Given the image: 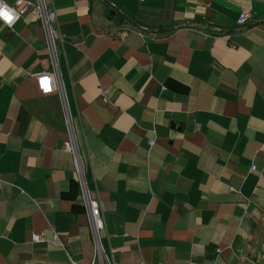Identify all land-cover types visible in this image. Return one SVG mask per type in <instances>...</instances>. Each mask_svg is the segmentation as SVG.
<instances>
[{"label":"crops","instance_id":"1","mask_svg":"<svg viewBox=\"0 0 264 264\" xmlns=\"http://www.w3.org/2000/svg\"><path fill=\"white\" fill-rule=\"evenodd\" d=\"M46 1L113 261L264 264V0ZM52 70L33 13L0 22V264L93 253Z\"/></svg>","mask_w":264,"mask_h":264},{"label":"built area","instance_id":"2","mask_svg":"<svg viewBox=\"0 0 264 264\" xmlns=\"http://www.w3.org/2000/svg\"><path fill=\"white\" fill-rule=\"evenodd\" d=\"M0 2L6 4L2 0H0ZM6 5L9 8L15 10L18 15V19L25 16L27 13H33L36 19L38 20L44 34V45L46 51L49 54L53 70L49 73L41 72L39 74H35L33 77L35 79L36 87L40 94L47 95L51 93H57L61 101L63 120L67 130V138L63 142V150L73 156L74 173L81 193L84 212L93 244V253L88 264H116L113 261L112 257L113 250H106L102 245L101 238L103 232L105 231V224L102 214V205L99 201L97 194L93 193L88 186V182L85 175V168L79 154L78 140L65 101L62 80L57 68L56 41H62V36L60 33L59 22L56 18V11L53 6V3L51 1L46 0H35V2H32L31 0H20V2L18 3L17 0H14L12 5ZM250 19L251 15L249 10L243 9L237 15L235 22L237 26L242 27L246 25ZM0 22L5 26H9L2 19H0ZM137 28L139 35L142 36L141 30L143 28L140 26H137ZM215 30L217 32H220V29L218 28H215ZM106 101V98L103 97V102ZM151 143L152 142H150V144ZM250 169L251 171H254L255 166L252 165ZM229 190L235 191V188L230 187ZM40 241V234L33 232L31 234V242L38 243ZM50 242L59 247H65V244L58 239L55 232H52ZM217 252H220V249H218ZM67 264L79 263L68 258Z\"/></svg>","mask_w":264,"mask_h":264},{"label":"clouds","instance_id":"3","mask_svg":"<svg viewBox=\"0 0 264 264\" xmlns=\"http://www.w3.org/2000/svg\"><path fill=\"white\" fill-rule=\"evenodd\" d=\"M17 2L19 3L20 0H17ZM0 19L11 26L14 21L18 19V15L14 9H11L6 4L0 2Z\"/></svg>","mask_w":264,"mask_h":264},{"label":"trees","instance_id":"4","mask_svg":"<svg viewBox=\"0 0 264 264\" xmlns=\"http://www.w3.org/2000/svg\"><path fill=\"white\" fill-rule=\"evenodd\" d=\"M139 26L142 27V28L144 27V26H141V25H139Z\"/></svg>","mask_w":264,"mask_h":264}]
</instances>
